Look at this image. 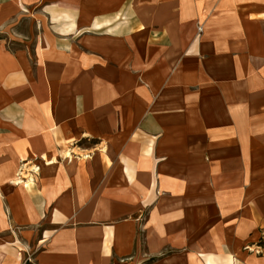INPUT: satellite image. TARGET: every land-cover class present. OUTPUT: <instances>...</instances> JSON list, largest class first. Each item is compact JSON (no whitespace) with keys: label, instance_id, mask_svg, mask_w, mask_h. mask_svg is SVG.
Listing matches in <instances>:
<instances>
[{"label":"crops","instance_id":"crops-1","mask_svg":"<svg viewBox=\"0 0 264 264\" xmlns=\"http://www.w3.org/2000/svg\"><path fill=\"white\" fill-rule=\"evenodd\" d=\"M235 5L0 0L33 23L0 38V264H264V30Z\"/></svg>","mask_w":264,"mask_h":264},{"label":"rangeland","instance_id":"rangeland-1","mask_svg":"<svg viewBox=\"0 0 264 264\" xmlns=\"http://www.w3.org/2000/svg\"><path fill=\"white\" fill-rule=\"evenodd\" d=\"M261 1L258 0V2L261 5L260 6L259 3L255 2L254 0H235L236 5L234 6V13H233L236 14L235 16L244 17V19L242 20L245 21L242 22V28L245 31L246 35L248 36L251 45L255 47L263 44L262 33L264 30V26H263V22H258L260 18L264 19V5L262 4ZM251 4L253 5L251 6ZM258 11L260 12V16L257 17ZM240 23L241 21H238L237 23L232 22L230 23V26H232V24L240 25ZM199 25L200 24L196 25V27L198 28ZM32 26L33 23H31L28 18H19L16 21L11 22L8 26H6L4 30L0 29V38L1 37L5 38L6 36L10 47L13 49H19L21 48L22 43L17 38H14V37H18V34L16 33L27 34L32 29ZM224 27L227 28L228 26L224 25ZM6 32L11 33L14 37H10L8 34H6ZM28 162H24L16 166V168L13 170L11 175L12 182L22 183L24 181L31 179L29 175L30 173L32 174L38 172V170L41 167L40 162H36V164L28 163ZM28 165L31 167H28Z\"/></svg>","mask_w":264,"mask_h":264},{"label":"built area","instance_id":"built-area-1","mask_svg":"<svg viewBox=\"0 0 264 264\" xmlns=\"http://www.w3.org/2000/svg\"><path fill=\"white\" fill-rule=\"evenodd\" d=\"M201 28H202V26H201V24L198 26V30H201Z\"/></svg>","mask_w":264,"mask_h":264}]
</instances>
